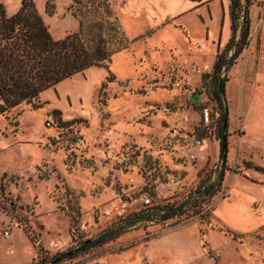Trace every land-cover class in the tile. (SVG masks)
Wrapping results in <instances>:
<instances>
[{
  "label": "rangeland",
  "instance_id": "374dc122",
  "mask_svg": "<svg viewBox=\"0 0 264 264\" xmlns=\"http://www.w3.org/2000/svg\"><path fill=\"white\" fill-rule=\"evenodd\" d=\"M46 1L35 0L53 37L77 30L78 21L67 9L71 0H53L52 15L45 13ZM153 1L162 13L177 10L180 3L111 0L133 40L129 47L104 65L43 90L32 102L0 113V261L25 256L26 237L18 227L54 253L130 218L133 224L115 240L58 264H116L113 258L126 249L193 226L199 229L204 257L189 264H264V134L247 135L246 119L250 97L263 85L257 72H264V1L250 0L248 41L232 64L240 63L244 70L251 60L248 99L233 108L224 95L227 155L221 188L208 202V214L191 211L163 221L143 218V210L183 200L201 176L221 166V124L209 93L222 50L211 59L203 41L194 42L182 25L180 17L187 11L162 16ZM0 2L12 13L21 0ZM253 5L263 17L262 27L251 19ZM199 86L209 92L208 124L201 118L202 105H190L187 99ZM205 143L206 151L200 152ZM248 162L263 170L247 167ZM246 186L249 190H235ZM233 196L256 218L242 230L215 215ZM226 211L222 208L221 214ZM67 212L77 216L76 225ZM209 230L225 237L214 238L212 246ZM5 231L15 233L12 243ZM139 264H149L146 255Z\"/></svg>",
  "mask_w": 264,
  "mask_h": 264
},
{
  "label": "trees",
  "instance_id": "16d2710c",
  "mask_svg": "<svg viewBox=\"0 0 264 264\" xmlns=\"http://www.w3.org/2000/svg\"><path fill=\"white\" fill-rule=\"evenodd\" d=\"M249 5L250 0H230L232 34L222 52L217 55L211 94L207 91L217 103L222 135L225 111L223 97L228 77L226 74L221 76V73L230 68L247 44ZM54 9L53 0H47L45 13L52 15ZM67 9L77 19L78 28L61 38H55L35 0H21L19 8L10 15L0 3V113L22 102H32L43 90L92 66L104 65L111 60L113 54L128 48L133 42L122 29L111 0H71ZM238 27L240 31L236 40ZM247 167L263 170L261 166L251 162H248ZM224 169L225 163L213 171V174L207 172L201 176L196 187L183 200L143 210L146 213L143 218L163 221L191 211L195 214L203 211L201 217L208 214L204 211L205 205L220 190ZM66 214L70 217L71 224L76 225L77 216L70 212ZM129 220L130 218L116 221L95 235L80 240L77 245L54 253L45 250L36 236L28 233V229L24 230L36 248V255L23 264H58L63 259L74 258L118 238L133 224L134 221Z\"/></svg>",
  "mask_w": 264,
  "mask_h": 264
},
{
  "label": "crops",
  "instance_id": "0c3cea01",
  "mask_svg": "<svg viewBox=\"0 0 264 264\" xmlns=\"http://www.w3.org/2000/svg\"><path fill=\"white\" fill-rule=\"evenodd\" d=\"M229 4V0H180L177 10H168L164 13L159 10L155 3L153 4L154 6H152L153 8L155 7L162 16L174 14L180 10H186L187 13L180 17L182 25L186 27L189 37H191L194 42L203 41V48L207 50L212 59L213 52L216 53L218 50H223L232 34L229 17ZM16 10L12 11V13H14ZM257 11L256 5H253L250 10V16L252 20L258 17ZM39 12L41 13L40 10ZM6 13L9 15L12 14L8 13L7 10ZM41 15L43 16L42 13ZM222 33L224 35L223 37ZM261 43L264 44V22L263 28L261 29ZM231 66L232 68L229 71L230 77L226 81L227 84L225 87V92L227 98L233 103L231 107L236 108V106H243L247 101L246 99H248V95L246 93V90H248L246 89V82L249 75H251V60L249 59L246 62V68L244 70L241 69L240 63H235ZM257 79L261 81L263 85L261 88L254 91L251 97L249 96L251 98V103L249 110L246 113L248 128L247 135L250 136L264 134L263 71L259 70L257 72ZM241 80L243 84L240 85L239 89V83ZM202 145L200 152H203V150L206 151L208 143ZM235 190H249V187L246 186L243 189L236 188ZM234 198L236 197L233 196L231 201L220 204L215 211V215L217 219L223 223L231 225L228 222L230 221L233 222V226L240 227L239 229L245 228V226H247L251 220L254 219L256 221V218L242 207V205L239 203L240 199L236 200V198L234 200ZM222 208L227 209L226 213L221 214ZM232 209H239V214ZM248 216L250 218H248ZM18 229L19 231L23 232L24 236L26 237L27 252L25 256L18 260H8L6 262L0 261V264H23L29 262L36 255V249L33 243L21 228L18 227ZM206 235L212 246H214L212 242L214 238L223 239V237H225L224 235L216 234L212 230L207 231ZM15 236V233L10 231L6 238L10 241V243H12V239ZM201 249L202 247L199 243V229L193 226L179 230L172 234L163 235L155 240L150 241L144 247H131L126 249L122 253L118 254V256H115L113 261L116 264H139L141 256L146 255L149 260V264H189L191 261L196 262L199 258L204 257V253L201 252Z\"/></svg>",
  "mask_w": 264,
  "mask_h": 264
},
{
  "label": "built area",
  "instance_id": "2783aa9c",
  "mask_svg": "<svg viewBox=\"0 0 264 264\" xmlns=\"http://www.w3.org/2000/svg\"><path fill=\"white\" fill-rule=\"evenodd\" d=\"M257 20H258L257 26L261 27L263 17L262 16L257 17ZM196 98H199L198 102L195 101ZM187 99H188V102L190 105H202L201 106L202 107L201 108V118H202L204 123L208 124L209 120L211 118V116H210L211 115V109L205 104V102L209 100L208 96L206 95V88L204 86H199L192 94H190L187 97ZM215 115H216V118L218 119L219 118V112L217 110L215 111ZM196 142H197V144H201L200 140H197ZM149 201H150L149 198L145 199L146 203H149ZM204 211L209 212L208 204L205 205ZM4 235H8V232L5 231Z\"/></svg>",
  "mask_w": 264,
  "mask_h": 264
},
{
  "label": "water",
  "instance_id": "95a60500",
  "mask_svg": "<svg viewBox=\"0 0 264 264\" xmlns=\"http://www.w3.org/2000/svg\"><path fill=\"white\" fill-rule=\"evenodd\" d=\"M243 2H244V0H243ZM239 31H240V27H239V29H237V32H236V36H235L236 40L239 36ZM225 72H226V69H224L222 71L221 76H223L225 74ZM223 102H224V97H223ZM224 106H225V111H224L223 135H222V140H221V152H220L221 165L225 163L226 155H227L226 124H227V120H228V109H227L225 102H224ZM66 254H64V256H66Z\"/></svg>",
  "mask_w": 264,
  "mask_h": 264
}]
</instances>
